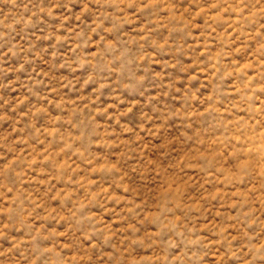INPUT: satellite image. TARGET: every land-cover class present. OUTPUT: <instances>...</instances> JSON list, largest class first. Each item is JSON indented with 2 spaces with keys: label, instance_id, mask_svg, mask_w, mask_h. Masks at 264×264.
<instances>
[{
  "label": "rangeland",
  "instance_id": "1",
  "mask_svg": "<svg viewBox=\"0 0 264 264\" xmlns=\"http://www.w3.org/2000/svg\"><path fill=\"white\" fill-rule=\"evenodd\" d=\"M0 264H264V0H0Z\"/></svg>",
  "mask_w": 264,
  "mask_h": 264
}]
</instances>
